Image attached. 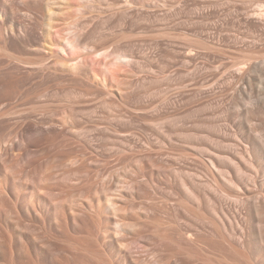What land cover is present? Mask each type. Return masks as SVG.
Listing matches in <instances>:
<instances>
[{
	"label": "rangeland",
	"instance_id": "374dc122",
	"mask_svg": "<svg viewBox=\"0 0 264 264\" xmlns=\"http://www.w3.org/2000/svg\"><path fill=\"white\" fill-rule=\"evenodd\" d=\"M263 100L264 0H0V264H264Z\"/></svg>",
	"mask_w": 264,
	"mask_h": 264
},
{
	"label": "bare ground",
	"instance_id": "6f19581e",
	"mask_svg": "<svg viewBox=\"0 0 264 264\" xmlns=\"http://www.w3.org/2000/svg\"><path fill=\"white\" fill-rule=\"evenodd\" d=\"M261 112H264V100H263V102H262V107H261ZM58 208V207H57ZM7 235V234H6ZM12 244V243H11ZM7 245V244H6ZM6 247H8V246H6ZM10 248H12V247H10ZM23 248V247H22ZM26 248V247H25ZM24 248V249H25ZM0 249H2V248H0ZM9 249V248H8ZM27 249V248H26ZM27 250H29V249H27ZM6 251V250H5ZM13 249H9L7 252L9 253V256H10V258H11V260H10V262L13 260ZM33 251V250H32ZM32 251L31 252H29V254L30 253H32ZM35 252H33V253H35L34 254V256L37 254V250H34ZM5 252L3 251V254H4ZM16 252L14 251V254H15ZM26 253V252H25ZM40 253L42 254V252L40 251ZM44 253V252H43ZM6 254V253H5ZM28 254V255H29ZM7 256H8V254H6ZM30 255H33V254H30ZM37 255H39L38 257H40V254L38 253ZM43 256V255H42ZM8 258V257H7ZM15 258V257H14ZM36 258H37V256H36ZM9 259V258H8ZM33 259V258H32ZM39 259V258H38ZM32 261V260H31ZM37 261V260H36ZM5 263V262H4ZM12 263V262H11ZM16 262L14 261V264H15Z\"/></svg>",
	"mask_w": 264,
	"mask_h": 264
}]
</instances>
